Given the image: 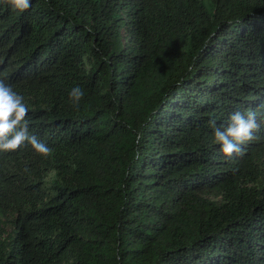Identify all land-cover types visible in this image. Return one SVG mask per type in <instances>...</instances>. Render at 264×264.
<instances>
[{
	"label": "trees",
	"instance_id": "obj_1",
	"mask_svg": "<svg viewBox=\"0 0 264 264\" xmlns=\"http://www.w3.org/2000/svg\"><path fill=\"white\" fill-rule=\"evenodd\" d=\"M30 2L0 80L52 153L0 152V264H264V0Z\"/></svg>",
	"mask_w": 264,
	"mask_h": 264
},
{
	"label": "clouds",
	"instance_id": "obj_2",
	"mask_svg": "<svg viewBox=\"0 0 264 264\" xmlns=\"http://www.w3.org/2000/svg\"><path fill=\"white\" fill-rule=\"evenodd\" d=\"M14 11L23 12L31 7L30 0H4ZM84 96L80 87L69 93L70 100L78 105ZM28 106L24 97L13 90L12 86L0 80V152L15 151L25 143L31 145L38 155L48 156L52 149L28 132ZM214 127L213 142L220 146L225 157L241 153V145L255 139L254 133L259 130L256 114L249 111L247 116L237 111L230 116L224 127Z\"/></svg>",
	"mask_w": 264,
	"mask_h": 264
}]
</instances>
